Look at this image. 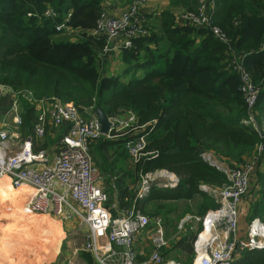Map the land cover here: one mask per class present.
Wrapping results in <instances>:
<instances>
[{"label":"trees","instance_id":"1","mask_svg":"<svg viewBox=\"0 0 264 264\" xmlns=\"http://www.w3.org/2000/svg\"><path fill=\"white\" fill-rule=\"evenodd\" d=\"M104 1L0 0V85L10 94L26 90L37 100L55 99L80 110L98 106L107 118L133 113L137 122L132 129L144 126L145 152L152 153L135 163L136 178L140 172L164 170L179 182L173 188L151 186L144 198L117 185L119 208L134 206L144 212L154 202L199 196L202 204L197 212L203 215L217 204L199 186L222 187L227 179L201 154L211 153L233 166L264 143V131L244 123L248 114L237 75L220 65L226 48L203 29L175 25L172 11L167 10L158 29L133 39L130 49L121 50L122 72L131 77L124 81L118 75H103L98 63L105 38L92 36L90 31L103 12ZM225 1L216 0L214 23L234 40L235 53L259 85L253 110L258 124L256 115L264 118V0H236L232 6ZM181 2L187 5L197 0ZM47 5L57 13L56 18L44 16ZM66 16L65 25L78 39H56L63 32L55 27ZM138 71L143 72L141 77H136ZM24 110L29 124L34 119L33 108L25 105ZM122 138L102 143L98 161L99 151L102 154L114 141L124 142L126 137ZM38 216L45 219L40 230L47 232L46 248L52 250L57 239L54 227L61 226ZM112 216H116L114 211ZM191 243L192 237L185 236L174 249L192 255ZM22 250L36 264L32 249ZM250 264H264V258Z\"/></svg>","mask_w":264,"mask_h":264},{"label":"built area","instance_id":"2","mask_svg":"<svg viewBox=\"0 0 264 264\" xmlns=\"http://www.w3.org/2000/svg\"><path fill=\"white\" fill-rule=\"evenodd\" d=\"M145 3L146 0H136L117 16L101 13L90 35L105 38L102 55L106 56L115 48L120 52L130 49L133 39L148 35L146 15L141 11ZM215 9L216 0H198L195 10L174 14V23L203 29L223 44L227 53L232 52L228 48L227 36L214 23ZM44 16L56 18L57 13L47 9ZM66 22L67 17L56 25V31L70 33ZM117 41L120 42L118 47ZM227 68L239 79V91L248 114L244 123L255 125L253 110L260 89L243 66L240 55L234 52ZM12 95L15 97L12 105L0 120V179L7 178L14 188L26 186L31 190L27 211L63 220H80L88 229L85 249L91 251L96 264H180L162 256L161 250L166 247L167 241L160 218L151 220L135 209L118 217L112 216L102 178L90 154V147L96 141L126 136L124 147L134 163L152 155L145 152L147 139L143 135L144 126L132 129L137 122L136 116L127 112L123 120L107 118L112 127L103 134L93 107L80 110L72 103L55 99L37 100L26 90ZM21 102L32 107L36 113L30 134L23 138L18 133L24 124L19 113ZM6 117L11 119V123L5 121ZM62 124H66L67 130L52 149L35 146L44 140L47 128H58ZM201 157L225 174L227 184L222 187L199 186L213 197L217 207L202 216L187 217L199 223L192 243V264H231L237 253L264 251V224L259 219L251 220L246 234L238 236L239 204L249 191L255 171L264 165V143L257 144L246 161L233 166L217 157L215 159L211 153H203ZM162 173L167 183L159 187L173 188L179 182L174 174L162 170L160 177ZM148 174H139L145 180L137 197L149 192ZM145 230H150L153 251L139 260L134 251V241ZM101 239L108 246L101 245Z\"/></svg>","mask_w":264,"mask_h":264},{"label":"rangeland","instance_id":"3","mask_svg":"<svg viewBox=\"0 0 264 264\" xmlns=\"http://www.w3.org/2000/svg\"><path fill=\"white\" fill-rule=\"evenodd\" d=\"M126 1V0H125ZM170 2V6H171V11L175 14H179V13H183L185 11H189L188 9L192 8V7H197V2L194 3H189L187 5L183 4V2L180 3L181 0H169ZM198 1V0H197ZM136 0H130L128 1V7H130L133 3H135ZM178 2V3H177ZM236 0H226L225 3L226 5H234ZM196 7L194 8V10L196 9ZM127 8L125 10H127ZM47 9H51L50 6H46V10ZM45 10V11H46ZM123 10V11H125ZM122 11V12H123ZM192 11V10H190ZM121 12V13H122ZM45 13V12H44ZM104 14H107L103 11ZM31 14H27V16H30ZM114 16V15H112ZM67 17V16H66ZM238 18V17H235ZM149 20H146L145 23V28L148 32H150V30L158 29L160 27V25H157V23H151V21L149 22ZM61 35H59L56 39H63V40H68V39H78V36L76 34H71L64 31ZM225 35L226 33L223 32ZM227 36V35H226ZM227 40H228V45L230 49H232V52L227 53L226 50H223L221 52V55H223V60L220 62L221 67H227L229 61L231 60V58L233 57V53L236 51V46L234 43V40L230 37L227 36ZM227 48V49H228ZM100 60H99V71L101 72V74L103 75H107V76H116V75H121V67H123L122 63L117 60H113L111 63L105 64V59L106 57L104 55H102V53H100ZM121 68V69H120ZM259 87V85H258ZM14 95L9 93V90L7 87L0 85V120L4 117V113L11 107L12 105V101L14 100ZM9 102H11L9 104ZM25 105L27 106L26 103L21 102L20 103V109L22 106V109L25 108ZM126 113L121 114L120 116H118L117 120H123L126 117ZM255 120V118H254ZM6 122L9 121L10 123V118L6 117L5 119ZM247 125H251L253 128H255L256 130H258V124L255 121V125H253L252 123H249ZM25 132L27 133L26 129ZM126 137V136H124ZM123 137V138H124ZM122 138V139H123ZM121 139V138H120ZM126 139V138H125ZM124 139V140H125ZM105 139H100L97 143V145L95 146L92 154L93 160L94 161H98L97 159V151L99 150V146L104 142ZM109 142V141H108ZM124 147L122 142H117L115 144H107V148L111 149L112 147ZM121 149V148H120ZM125 149V148H124ZM122 150V149H121ZM127 151L125 150V153ZM251 154V153H250ZM250 154L248 156H244L243 161H239L235 164H241L242 162L246 161L248 159V157L250 156ZM127 159H125L124 163L125 165L127 164H133L135 166L134 160L131 159L129 157L128 154H126ZM146 159V158H145ZM215 159H217L215 157ZM128 162V163H127ZM162 171V170H161ZM161 171H155L153 173H149L148 174V178L147 184H151V186H158L159 185H163L167 183V180L165 178H163L162 176L160 177V173ZM143 176V174H142ZM138 179V180H137ZM136 187L131 190L134 193L137 194V192L141 189V184L142 182L145 180L144 178H136ZM2 183H0V189L2 191H0V201H2V203H0V261L1 264H23L26 262H30L31 259L26 255V253L22 250V247L27 248V249H32L31 253L33 254V258L34 261L36 262V264H43V263H48L50 262L56 255V253L58 252V248L60 245V255L59 258L63 260L62 264H93L94 260H93V256L91 251H88L85 249V243H86V229L85 226L80 222V220L73 218V219H69V220H63V219H58V218H53V217H49L57 222H59L61 228L59 227H54V233L57 236L56 239V243L53 244L52 246V250H48L46 248L47 242H48V234L47 232L42 234V231L40 230L41 226H43L44 220L43 218L39 217L38 215H32L30 213L27 214V208L26 205L24 204H16L15 206L11 207V205L14 204V202L12 203L11 201H16L19 200L18 196H14L13 193H11V197L7 200V197L9 196V193L5 192L3 189L6 188L5 185H1ZM206 192V191H204ZM209 196L210 194L208 192H206ZM18 194H21V192H18ZM147 194H144L140 197H145ZM212 199L213 197L210 196ZM200 199V198H199ZM7 200V202H10L9 206L7 209L4 208V203ZM215 201V200H214ZM12 203V204H11ZM216 203V202H215ZM199 204H202V202H186L183 200L180 201H170V202H154L151 204H148L145 206L144 212H142L144 215L148 216V217H152L155 216L156 214H167L166 212H170V214H173L174 217H172V225H175V227H178V229H173V233H170V235L168 236V238L170 237V239L175 235V233L179 230L180 227L182 228L184 226V223H179V221L181 219H183L184 217H186V215H188L189 217H195L196 215V211H197V206ZM153 213V214H151ZM48 217V216H47ZM75 221V223L72 225L70 224V221ZM62 222V224L60 223ZM182 222V221H181ZM69 223V224H68ZM18 224H22L27 226V237L30 238L31 240H34V243H30L28 241H26V237L24 238V236L22 235H17L14 234L13 232H11V227L13 225H18ZM75 225V227H73ZM77 226V227H76ZM74 228V229H73ZM176 230V231H175ZM13 231V230H12ZM192 231V230H191ZM175 232V233H174ZM196 230H195V234H196ZM194 234V237H195ZM165 237V235H164ZM165 240L166 237H165ZM40 249H42V251H40ZM44 249V250H43ZM14 251V254H11V251ZM39 250V252H38ZM19 253H21L22 256L19 255ZM174 254H177L178 258L174 257L172 258V260L180 263V264H189V258L184 254H179V252H176ZM240 256V255H239ZM259 253L253 254L252 256H248L249 260L242 258L239 261L234 262L233 264H250L253 263L255 261H257L260 257H259ZM242 257H245L244 253L242 254ZM188 259V260H187ZM253 259V260H252ZM31 263H33L31 261ZM34 264V263H33ZM232 264V263H231Z\"/></svg>","mask_w":264,"mask_h":264},{"label":"crops","instance_id":"4","mask_svg":"<svg viewBox=\"0 0 264 264\" xmlns=\"http://www.w3.org/2000/svg\"><path fill=\"white\" fill-rule=\"evenodd\" d=\"M128 1L130 0H105L103 2V11L107 13L108 15H114L117 16L121 14L123 10L127 8ZM169 0H146V3L141 7V11L146 15V20L151 21V23H157L159 25V21L161 19V15L171 9ZM173 15L175 13L171 12ZM148 22V23H149ZM150 24V23H149ZM188 27V26H187ZM114 44V43H113ZM117 47L120 44L119 41L116 42ZM105 64L111 63L114 59L119 61L120 59V51L118 48H115L112 52L107 54L106 56ZM122 68V69H121ZM121 76L122 79L128 80L131 77V74L124 75L122 70L123 67H121ZM124 75V76H123ZM143 75L142 71L136 72V77H141ZM19 113L23 119V126L19 129V136L21 138L27 136L31 132V126L35 119V111L33 109L34 113V119L29 122V124L26 121L25 115L26 112L24 108L20 109L19 104ZM259 128L264 131V118L259 117L256 115ZM9 124V121L7 122ZM11 123V119H10ZM25 129L27 133L25 132ZM67 126L66 124H62L58 128H47L46 130V136L44 140L37 143L35 146H40L42 148L46 149H52L60 137L66 132ZM116 140V139H115ZM99 141V140H98ZM96 141L92 144L90 147V154L93 152L95 146L98 144ZM106 140H104L105 142ZM117 143V141H114ZM123 146H124V142ZM115 144V143H111ZM106 148L98 152L99 155V161H94L100 176L102 178L103 186L106 190V193L108 195V206L111 208V214L112 211L116 213L115 217L120 216L124 212L131 211L132 209H135L134 206H132L129 209H121L119 208V194L117 190V185L127 186L130 190H133L136 187V172H135V166L133 164H127L125 165L124 161L126 157L127 152L125 153V147H112L111 149ZM122 150H121V149ZM92 156V154H91ZM216 157V156H215ZM93 159V157H92ZM128 163V162H127ZM1 185L7 186L5 183H2ZM31 195V194H30ZM30 198V196H29ZM199 196H195L191 200H183L186 202H200L201 198L199 199ZM138 199V198H137ZM198 208V206H197ZM137 210V209H135ZM139 211V210H137ZM208 211V210H207ZM141 212V211H140ZM142 213V212H141ZM167 214H156L155 216L151 217V220L154 218H160L162 221V228L164 235L166 237L167 245L161 250L162 256L165 260H172V258H178L177 254H174L176 252H179V254H185L182 250L174 249V245L176 242L180 241L185 236H191L192 237V243L194 239L195 230L197 231L199 229V223L195 222L192 219H187L189 217L186 215L183 219L179 221V223H184V226L179 230L180 232H174L175 235L170 239L168 236L170 233H173V229H178V227H175V225H172V217H174L173 214H170V212H166ZM37 215V214H36ZM197 216H202L198 214L196 211ZM43 216V215H42ZM150 218V217H149ZM185 219H187L185 221ZM253 219H259L260 222L264 224V165H260L258 169L255 171L254 175L251 178L249 191L247 195L241 200L239 204V218H238V236L243 237L246 234L248 223ZM182 221V222H181ZM62 224V222H60ZM76 224L75 221H70V224ZM153 223V222H152ZM69 224V223H68ZM77 225V224H76ZM78 226V225H77ZM76 226V227H77ZM75 227V225L73 226ZM152 227V226H151ZM150 227V228H151ZM86 228V227H85ZM74 229V228H73ZM192 230V231H191ZM176 231V230H175ZM86 232L88 234V229H86ZM102 241H99L101 245L108 246L106 241L104 239H101ZM191 243V247H192ZM60 248V245H59ZM58 248V252L56 253L55 257L48 263L43 264H62L63 260L59 258L60 255V249ZM134 251L136 253V257L139 260H142L150 255V253L153 251V245L151 243L150 239V230H145L141 233H139L134 241ZM259 253V261L264 258V252L263 250H254V251H248L244 252L245 257H242L243 253H237L234 261L232 264L236 261L241 260L242 258L249 260L248 256H252L253 254ZM20 256L21 253H19ZM240 255V256H239ZM187 256V255H186ZM172 257V258H171ZM189 258V263L192 264V259L194 257L193 253V247H192V255L187 256ZM35 259V258H33ZM94 260V259H93ZM188 260V259H187ZM253 260V259H252ZM257 260V261H258ZM256 262V261H255ZM71 263V262H70ZM69 263V264H70ZM181 263V262H180ZM23 264H33L31 261L23 263ZM96 264L95 260L94 263Z\"/></svg>","mask_w":264,"mask_h":264},{"label":"bare ground","instance_id":"5","mask_svg":"<svg viewBox=\"0 0 264 264\" xmlns=\"http://www.w3.org/2000/svg\"><path fill=\"white\" fill-rule=\"evenodd\" d=\"M161 176L163 177V178H165L166 176L162 173L161 174ZM0 183H5L7 186H6V188L5 189H3L6 193L8 192L9 193V196L7 197V200L11 197V193H13L14 194V196H18V199L19 200H14V201H11L12 203L14 202V204L13 205H11L10 206V208L11 207H13V206H15L16 204H27V202L29 201V196H30V194H31V190L28 188V187H26V186H20V187H18V188H14V187H12L11 185H10V183H9V180L7 179V178H2V179H0ZM0 191H2L1 189H0ZM18 192H21V194H18ZM7 200L5 201V203H4V208L5 209H7L8 208V206H9V204H10V202H7ZM11 203V204H12ZM29 212L27 211V214H28ZM31 214V213H30ZM32 215H36V214H32ZM45 217H47V216H45ZM47 218H49V217H47ZM49 219H51V218H49ZM53 220V219H52ZM11 232H13L14 234H17V235H22V236H24V238L26 239V241H28L29 242V244L30 243H34L35 241L34 240H31L30 238H28L27 237V226L26 225H23L22 226V224H18V225H13L12 227H11ZM13 230V231H12ZM100 241H102L103 242V240H100ZM101 244V243H100ZM234 261V260H233Z\"/></svg>","mask_w":264,"mask_h":264},{"label":"water","instance_id":"6","mask_svg":"<svg viewBox=\"0 0 264 264\" xmlns=\"http://www.w3.org/2000/svg\"><path fill=\"white\" fill-rule=\"evenodd\" d=\"M94 115L96 116V118L98 119V122L100 123L101 125V132L103 134H106L108 129L110 127H112V124L108 121L107 117H106V114L103 112V110L100 108V107H96L95 110H94ZM259 135L260 137L263 136V132L260 131L259 132ZM178 184V183H177ZM176 184V185H177ZM175 185V186H176ZM161 187H164V188H171L169 186H161Z\"/></svg>","mask_w":264,"mask_h":264}]
</instances>
